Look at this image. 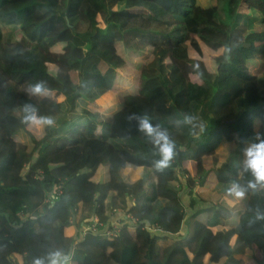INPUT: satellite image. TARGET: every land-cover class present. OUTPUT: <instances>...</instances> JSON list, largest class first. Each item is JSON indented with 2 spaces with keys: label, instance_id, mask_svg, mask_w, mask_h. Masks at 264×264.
I'll use <instances>...</instances> for the list:
<instances>
[{
  "label": "trees",
  "instance_id": "obj_1",
  "mask_svg": "<svg viewBox=\"0 0 264 264\" xmlns=\"http://www.w3.org/2000/svg\"><path fill=\"white\" fill-rule=\"evenodd\" d=\"M257 3L0 0V264H264V59L205 61L252 51Z\"/></svg>",
  "mask_w": 264,
  "mask_h": 264
},
{
  "label": "rangeland",
  "instance_id": "obj_2",
  "mask_svg": "<svg viewBox=\"0 0 264 264\" xmlns=\"http://www.w3.org/2000/svg\"><path fill=\"white\" fill-rule=\"evenodd\" d=\"M253 5L255 6L258 5L259 0H249ZM251 41L253 42V48L252 51H248L246 49H237V48H231L226 44L218 43L215 47H207L205 51V61L207 65H209L210 69L212 72H215V63H214V58L215 57H220L222 60H230V61H235L238 63L244 64L251 73H259L263 69V59H264V35H258L254 36L251 38ZM95 44V50L99 47V45L102 43V38L99 36L93 40ZM164 50L162 48H157L155 50V53L153 54L152 57H150L146 61V65L157 68V69H163L165 72L167 71L166 66H160L159 65V59L160 56L163 54ZM169 82L172 81L173 77H169ZM133 99V100H132ZM129 104L134 103L137 104L145 113L146 116H150L154 107V102L150 98H146L143 95H140L138 97H128ZM34 126L36 128V131L38 134L42 133V125L39 122H35ZM231 143H234L232 141ZM224 155H227V152H223ZM211 159L210 157L207 158V163L208 166L211 164ZM185 166L189 167L192 170V174H195V165L192 164L191 162H186L184 164ZM216 182L214 179L210 180L207 186H204V188L198 189L200 190H206L209 189L210 187H215ZM225 198L223 200V204L225 206L232 204L233 202H236L240 200L244 196V192L234 188L230 187L225 194ZM190 201L189 197V192L188 190L184 191L182 193V203L184 204L185 208L188 207Z\"/></svg>",
  "mask_w": 264,
  "mask_h": 264
},
{
  "label": "built area",
  "instance_id": "obj_3",
  "mask_svg": "<svg viewBox=\"0 0 264 264\" xmlns=\"http://www.w3.org/2000/svg\"><path fill=\"white\" fill-rule=\"evenodd\" d=\"M41 175H42V173H41ZM61 193H62V189H58L54 193L55 195H53L52 197L53 198L54 197H58ZM122 215H124V217ZM131 219L134 220V221L137 220L130 213L121 214L120 216H117L115 219H113L110 223L105 225L104 223H100L96 216L91 217V218L87 219L86 222L82 226V236H84L89 231H92V232H96L97 231V233L98 232H105L106 234H109V235H112V234L116 235L117 233L120 232V229L124 225V223L126 221H130L131 222ZM99 227H101V228L99 229Z\"/></svg>",
  "mask_w": 264,
  "mask_h": 264
},
{
  "label": "crops",
  "instance_id": "obj_4",
  "mask_svg": "<svg viewBox=\"0 0 264 264\" xmlns=\"http://www.w3.org/2000/svg\"><path fill=\"white\" fill-rule=\"evenodd\" d=\"M191 249H192L193 252H195L197 250V246H193ZM54 264H60V263L57 262V263H54ZM248 264H257V263L253 261V262L248 263Z\"/></svg>",
  "mask_w": 264,
  "mask_h": 264
}]
</instances>
